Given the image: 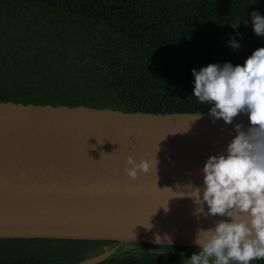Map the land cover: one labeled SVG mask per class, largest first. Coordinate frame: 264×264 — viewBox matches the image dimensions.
<instances>
[{
	"label": "water",
	"instance_id": "95a60500",
	"mask_svg": "<svg viewBox=\"0 0 264 264\" xmlns=\"http://www.w3.org/2000/svg\"><path fill=\"white\" fill-rule=\"evenodd\" d=\"M199 114L0 102V240L196 247L197 230L224 218L206 216V206L197 213L187 186H202L204 162L225 149L235 124L249 125L247 114L230 124ZM128 156L154 159L156 170L132 180Z\"/></svg>",
	"mask_w": 264,
	"mask_h": 264
},
{
	"label": "trees",
	"instance_id": "16d2710c",
	"mask_svg": "<svg viewBox=\"0 0 264 264\" xmlns=\"http://www.w3.org/2000/svg\"><path fill=\"white\" fill-rule=\"evenodd\" d=\"M252 11L264 15V0H0V102L208 112L192 96L191 69L242 65L264 47L252 32ZM237 18L249 22L233 29ZM230 37L239 49L226 43ZM113 243L2 239L0 264H78L86 248ZM110 261L128 264H97Z\"/></svg>",
	"mask_w": 264,
	"mask_h": 264
},
{
	"label": "clouds",
	"instance_id": "9594fccd",
	"mask_svg": "<svg viewBox=\"0 0 264 264\" xmlns=\"http://www.w3.org/2000/svg\"><path fill=\"white\" fill-rule=\"evenodd\" d=\"M250 21L252 32L264 37V15L252 11ZM248 22L237 18L230 26L236 29ZM226 43L233 50L241 46L233 37ZM191 74L192 96L209 106L213 122L230 124L238 114H247L249 125L245 129L235 124V135L225 149L204 162L202 186H187L191 190L185 194L199 206L197 213H204L206 206V216L224 219L197 230L193 240L197 251L186 264H252L264 259V47L253 50L242 65L210 63L191 69ZM125 165L132 180L138 173L156 170L154 159L137 163L128 156Z\"/></svg>",
	"mask_w": 264,
	"mask_h": 264
},
{
	"label": "flooded vegetation",
	"instance_id": "af4514ba",
	"mask_svg": "<svg viewBox=\"0 0 264 264\" xmlns=\"http://www.w3.org/2000/svg\"><path fill=\"white\" fill-rule=\"evenodd\" d=\"M88 249L89 257L87 258H92L115 249L116 252L103 261L114 259L115 262H118L123 259L128 264H186V259L190 258L191 254L197 251L196 247L141 242H114L109 245L91 246ZM138 252H141L142 255L146 253L153 254L155 255V259L140 257V255H137ZM112 263L110 261L109 264Z\"/></svg>",
	"mask_w": 264,
	"mask_h": 264
},
{
	"label": "rangeland",
	"instance_id": "374dc122",
	"mask_svg": "<svg viewBox=\"0 0 264 264\" xmlns=\"http://www.w3.org/2000/svg\"><path fill=\"white\" fill-rule=\"evenodd\" d=\"M2 245H3V244H2ZM2 245L0 244V249H5L4 245H3V246H2ZM9 245H10V244H7V246H9ZM10 247H13V246H12V245H10V246H9V248H10ZM89 248H90V247H89ZM88 250H89V249H88V248H86V249L84 250V251H85V253L83 254V255H85V256H86V259H89V258H87V257H89V256H88Z\"/></svg>",
	"mask_w": 264,
	"mask_h": 264
}]
</instances>
